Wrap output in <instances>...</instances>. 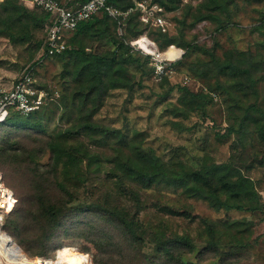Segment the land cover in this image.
<instances>
[{
    "label": "rangeland",
    "instance_id": "rangeland-1",
    "mask_svg": "<svg viewBox=\"0 0 264 264\" xmlns=\"http://www.w3.org/2000/svg\"><path fill=\"white\" fill-rule=\"evenodd\" d=\"M182 1L185 6L179 5L167 13L165 40L156 28L142 25L138 26L140 35L132 40L146 38L163 59L182 54L181 57L162 61L166 70L161 79L155 72L159 63L151 56L127 65L133 89L109 91L99 112L90 119L86 118V110L76 111L79 107L75 103L61 119L65 110L61 105L62 93L67 97L72 94V98L81 92L75 91L69 79L66 85L63 83L68 74L64 61L45 60L39 68L38 83L56 94L46 106L40 130L0 126V173L18 200L14 211L4 217L2 230L23 252L12 253L26 255L30 264H45L60 257L62 249L70 248L85 254L88 264H139L140 257L134 259L131 245L116 225L95 215L93 208L81 213L74 210L77 205L98 204L125 207L131 215L142 210L137 217L147 232L158 229L167 236L190 237L196 252L183 255L184 263H196L197 252L208 241L207 225L211 224L221 239L220 248L235 241L245 243L249 248L245 264H264V141L259 136L260 128H264V0ZM36 14L41 16L39 10ZM33 37L34 41L41 40L43 32H35ZM170 38L175 42L172 48L160 52ZM34 41L15 44L0 38V85L11 86L39 58ZM110 41L109 37H93L84 42L87 52L105 54L113 50ZM226 61L249 69L254 88L244 77L220 75L215 63ZM185 78L195 81L196 86L186 83ZM199 86L214 91L215 97H192L191 91L199 90ZM88 122L120 130L133 144L151 149L174 169L198 170L204 164H231L233 170L252 180L255 200L261 209L216 211L206 201L188 198L179 190L161 185L141 190L137 203L131 195L119 193L114 182L106 177L114 168L113 160L118 159L120 145L114 139L86 134L82 126ZM229 127L235 130L234 134L227 135ZM52 139L61 146L76 148L79 154L90 152L100 161L96 168L85 172L86 180L69 188V193L60 188V174L55 171L48 147ZM19 151L24 152L20 164L8 160ZM49 205L63 210L56 219L59 227H54L45 216ZM154 205H168L198 219L164 216L152 208ZM234 222H239L238 226H231ZM74 226L76 229L70 231ZM201 264H219V260L211 258Z\"/></svg>",
    "mask_w": 264,
    "mask_h": 264
},
{
    "label": "trees",
    "instance_id": "trees-1",
    "mask_svg": "<svg viewBox=\"0 0 264 264\" xmlns=\"http://www.w3.org/2000/svg\"><path fill=\"white\" fill-rule=\"evenodd\" d=\"M57 1L67 8L75 9L89 0H74L69 4L62 2V0ZM106 1L108 5L121 13L135 8L133 0ZM153 4H157L163 9L159 16L164 19H166L168 12L177 9L179 5H186L183 4L182 0H150V5ZM36 10L41 12L40 17L37 16ZM142 14L141 11L134 10L126 16L111 17L106 12L101 11L91 19L80 22L73 31L64 32L62 38L65 41V49L59 54L48 55L47 35L48 28L53 24L52 15L43 12L37 7L30 8L19 0H2L0 3V38L9 39L15 44L30 43L34 41L35 32H43L42 39L34 41L35 48L39 52V58L27 66L21 76L11 86L19 82L26 73L30 72L33 78V87L39 90H47L48 95L55 98L56 95L50 92L52 89L41 87L36 77L37 71L42 67L45 60L58 58L64 61V69L68 72L67 76L63 77V83L66 85L67 79H69L70 84L75 87V91H81L79 95H74L72 98V94L67 97V94L60 91L63 95L61 105L65 109L61 112V119H65L66 112H68L70 106L73 107L74 103L79 107L76 111L82 113L86 110L87 119L94 117L102 107L109 91L133 89V84L130 83V76L126 70L127 65L139 63L138 58H149L148 56L140 55V51L135 50L130 45V42L137 39L141 33L138 30V26L142 25L144 28H152L140 20ZM201 19L204 18L202 17ZM21 29L23 30L20 32L19 30ZM116 29L118 31L117 34L115 33ZM155 30L165 40L166 31L163 32L161 28H156ZM93 37H109L113 50L105 54H99L94 51L87 52L88 47L85 46L84 41ZM174 43L172 38L167 39L164 43V48L160 52H165ZM177 46L181 48L182 44ZM186 54L182 56L183 59ZM215 65L220 75L231 76L234 79L244 77L249 87L254 88L255 81L249 69L242 68L233 61L216 62ZM193 83L196 86V82L193 81L191 84ZM138 86L142 88L141 82H139ZM220 88L222 87L220 86ZM187 89L183 88V90ZM197 89L199 90H190L194 98L207 97L212 99L211 94L215 93L202 86ZM53 101L54 99L47 100L43 106L29 115H22L11 109L9 116L4 122L0 123V126L8 127L10 130L21 127L40 130V120L45 119L46 106ZM82 129L91 136L114 139L120 145V149L117 150L118 159L113 160L114 168L107 172L106 177L114 182V187L119 193L121 192L127 196L131 195V198L137 203H140L139 192L141 190H150L154 186L161 185L179 190L182 195L188 198L206 201L208 206L216 211L253 212L261 209L255 200L257 194L252 180L242 175L239 170H233L231 164H204L198 170L174 169L172 165L155 155L151 149H144L139 145L133 144L120 130L98 126L91 122L84 123ZM226 131L227 135L235 132L231 127ZM259 136L264 141V128H260ZM48 147L53 158L55 171L57 170L58 174H60L61 191L65 193H69L71 186L86 180L85 172L96 168L95 166L100 163L96 155L94 156L90 152L79 154L76 148L61 146V143L56 139H52ZM23 154L24 152L19 151L11 155L8 160L20 164V156H23ZM83 163H85L84 166ZM71 202L68 203L70 204ZM92 208L95 210L94 213L96 212L95 215L103 217L106 222L116 225L122 231L133 249L134 259L140 257L141 262L139 264H201L211 258H217L219 264H245L248 260L249 248L246 247L245 243L235 241L224 249L220 248L221 239L217 238V230L210 224L207 225L208 241L197 252L196 263H184L181 259L183 255H192L196 252L193 240L190 237L180 235L167 236L158 229L147 232L146 227L140 223L137 217L142 210L136 211V214L131 215L130 211L125 207L98 204L93 206L87 204V206L83 207L77 205L74 210L81 213ZM152 208H156L164 216L183 217L190 221L198 219L187 212L174 210L168 205H154ZM62 212V208L53 205L45 208V216L48 221L53 223L54 227H59L56 219ZM20 219H23L22 216H20ZM238 223L234 222L231 226H238ZM75 229L76 227L74 226L70 231ZM146 248H149L150 252H145ZM11 250L15 253H23L21 250ZM64 250L72 249L64 248L61 253ZM39 259L44 260L42 258Z\"/></svg>",
    "mask_w": 264,
    "mask_h": 264
},
{
    "label": "built area",
    "instance_id": "built-area-1",
    "mask_svg": "<svg viewBox=\"0 0 264 264\" xmlns=\"http://www.w3.org/2000/svg\"><path fill=\"white\" fill-rule=\"evenodd\" d=\"M28 7H37L43 12L50 13L53 18V24L48 28L47 46L48 55L61 53L66 45L62 35L66 31H73L80 22L91 19L95 14L104 11L109 16H126L134 10H139L143 14L140 20L153 28H161L165 31L166 21L159 13L163 11L157 4L150 5V0H133L135 8L129 9L125 13L119 12L117 9L107 4L106 0H89L86 3L77 6L75 9L67 8L57 0H19ZM143 39V38H140ZM132 41L130 45L142 53L138 41ZM146 39V38H144ZM147 40V39H146ZM149 47L153 45L149 40ZM145 54V53H144ZM156 59L153 55L145 54ZM156 75L161 79L165 74L166 65L161 60H157ZM186 83L191 82L185 78ZM56 95V94H55ZM215 97V94H211ZM54 97L49 96L44 90L33 87V78L30 72L26 73L22 79L7 88L0 85V123L4 122L9 116L10 110L14 109L22 115H29L35 110L43 106L47 100H53ZM18 200L12 189L7 187L0 173V234L5 232L2 230V222L6 215L11 214ZM10 239V238H9ZM4 254L0 249V264H5Z\"/></svg>",
    "mask_w": 264,
    "mask_h": 264
},
{
    "label": "bare ground",
    "instance_id": "bare-ground-1",
    "mask_svg": "<svg viewBox=\"0 0 264 264\" xmlns=\"http://www.w3.org/2000/svg\"><path fill=\"white\" fill-rule=\"evenodd\" d=\"M146 42V43H144ZM144 43V44H143ZM138 44L141 49H143L144 53L153 55L156 57L157 60L161 61H174L177 60L179 57L173 58V59H163L161 58L159 51L156 50L153 45L149 47L148 40L144 39L139 40ZM172 48V47H170ZM169 49V48H168ZM167 49V50H168ZM182 52V51H181ZM0 249L2 250V253L4 254V258L6 260L5 264H30L29 260L27 259V256L24 254H15L12 253L11 249H17L18 251L20 248L14 246L11 239H9L8 235H4L3 233L0 234ZM10 254V257H8ZM14 256V257H13ZM17 256V257H16ZM89 258L85 254H81L79 252H74L71 250H65L63 251V254L56 258V260L52 261H46L45 264H88Z\"/></svg>",
    "mask_w": 264,
    "mask_h": 264
},
{
    "label": "crops",
    "instance_id": "crops-1",
    "mask_svg": "<svg viewBox=\"0 0 264 264\" xmlns=\"http://www.w3.org/2000/svg\"><path fill=\"white\" fill-rule=\"evenodd\" d=\"M72 1H74V0H62V2H66V3H70V2H72Z\"/></svg>",
    "mask_w": 264,
    "mask_h": 264
},
{
    "label": "water",
    "instance_id": "water-1",
    "mask_svg": "<svg viewBox=\"0 0 264 264\" xmlns=\"http://www.w3.org/2000/svg\"><path fill=\"white\" fill-rule=\"evenodd\" d=\"M19 248V247H18Z\"/></svg>",
    "mask_w": 264,
    "mask_h": 264
}]
</instances>
